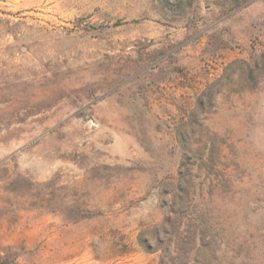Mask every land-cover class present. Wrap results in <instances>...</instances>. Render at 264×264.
Returning <instances> with one entry per match:
<instances>
[{
	"label": "rangeland",
	"instance_id": "obj_1",
	"mask_svg": "<svg viewBox=\"0 0 264 264\" xmlns=\"http://www.w3.org/2000/svg\"><path fill=\"white\" fill-rule=\"evenodd\" d=\"M162 226L264 264V0H0V264H159Z\"/></svg>",
	"mask_w": 264,
	"mask_h": 264
},
{
	"label": "trees",
	"instance_id": "obj_2",
	"mask_svg": "<svg viewBox=\"0 0 264 264\" xmlns=\"http://www.w3.org/2000/svg\"><path fill=\"white\" fill-rule=\"evenodd\" d=\"M169 220L170 219L168 218L166 220V222L169 223ZM177 229H178V231L176 232V236H177V239L180 240V237L182 235V231L179 232V229L180 228H177ZM184 231H186V230H183V232ZM157 232L158 233L159 232H162L164 234L162 237H160L159 235H157V238H156L157 239V242H158V244H160V248L162 250V255H160L161 258H160L159 264H163L164 263L163 260L165 258V253L166 252H169V246H170V243H171V240H172L171 237H173V236H172V233L168 232L166 230V228H164V226H162L161 228L157 229ZM176 248H177V246H176ZM155 249H158V248H155Z\"/></svg>",
	"mask_w": 264,
	"mask_h": 264
}]
</instances>
